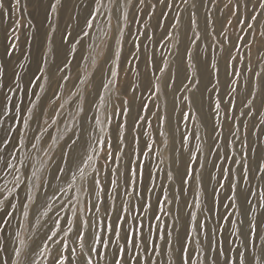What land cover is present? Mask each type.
Instances as JSON below:
<instances>
[{
    "label": "rangeland",
    "instance_id": "1",
    "mask_svg": "<svg viewBox=\"0 0 264 264\" xmlns=\"http://www.w3.org/2000/svg\"><path fill=\"white\" fill-rule=\"evenodd\" d=\"M12 2L4 0L8 15H0V105L12 88L15 110L0 115V125L13 129L8 149L16 147L14 155L24 166L16 164L21 183L14 195L20 203L12 200L17 203L13 218L6 226L0 224V247L7 249L0 255H9L15 246L22 249V261L53 264L57 250L66 244L75 249L67 253L71 264H78L83 253L76 236L83 231L84 252L94 233L109 251L89 254L99 264H111L117 243L126 247L125 231L140 222L144 238L151 232L164 239H155L158 255H153L152 246H142L137 236L139 264H180L181 245L188 236L191 264H207L216 255L209 254V244L218 241L227 256L230 248L244 245L234 236L241 221L245 232L249 220L257 224L260 247L264 208L256 197H250L252 205L244 200L249 189H264V176L257 171L264 155V12L253 7L258 0H144L143 5L119 0L127 20L118 24L116 13L109 28L102 9L91 29L86 22L94 14V0H61L55 14L46 10L50 0L42 6L22 0L27 7L19 12L11 9ZM254 12L260 14L256 21L250 19ZM17 20L18 42L11 31ZM10 40L17 49L8 56ZM44 58L50 72L42 67ZM14 70L20 74L18 87ZM116 71L118 77L110 75ZM34 74L42 78L36 80ZM250 93L255 95L251 112L245 107ZM68 122L71 126L65 127ZM77 137L82 139L73 144ZM130 168L137 172L134 185L129 184ZM93 177L99 180L95 191ZM13 183L12 175L0 177V188L11 189ZM249 207L254 211L245 216ZM120 217L123 228L117 242L98 223L110 221L116 229ZM0 218H6L3 212ZM202 224L207 240L200 232ZM57 226L54 243L48 237ZM169 241L172 248L166 250ZM125 259H133L131 246Z\"/></svg>",
    "mask_w": 264,
    "mask_h": 264
},
{
    "label": "snow or ice",
    "instance_id": "2",
    "mask_svg": "<svg viewBox=\"0 0 264 264\" xmlns=\"http://www.w3.org/2000/svg\"><path fill=\"white\" fill-rule=\"evenodd\" d=\"M182 2L187 3V0H182ZM250 3L251 0H248ZM35 3L38 6L43 5V0H35ZM95 3V8L93 9L94 14L90 16L89 21L86 22V27L88 29H91L93 27V21L96 20L97 16L101 14V10H105V15L107 16L108 19V27H111V21L113 18V15L116 13H119L116 15V20L117 23L123 19L124 21L127 20V13L121 11L120 9V3L119 0H108V5L106 6L104 3V0H94ZM139 3L141 5L144 4V0H139ZM160 3H164V0H160ZM61 5V0H50L48 8L46 9L50 14H55L58 11V6ZM166 7H169V5H165ZM259 7L262 12H264V0H258V4L254 5L253 7ZM11 9L14 12H19L21 11L22 8L27 7L26 4L22 5V0H13V2L10 5ZM245 7H247V3L245 4ZM237 11H239V6H237ZM0 15L7 16L8 15V10L5 9L4 6V0H0ZM194 16L195 13H192ZM259 13H253L250 16V19L252 21H256ZM51 16H49V19ZM15 27L11 29L13 35H12V40L18 42L20 37L17 34L18 30L21 27V24L19 23V20L15 21ZM176 23H179V17L176 18ZM192 23H195V21H192ZM249 27H252V25H249ZM52 31H55L53 28ZM89 33L84 32V35L87 36ZM261 36H264V31L260 33ZM199 37H197L198 39ZM240 38L238 37V40ZM65 42H67V38H65ZM134 47L139 49L138 44H134ZM9 49L6 54L8 56H11L12 53L17 49V44L12 43V41H9ZM116 58L118 59V53L116 54ZM188 58L191 59V54H188ZM42 67L46 71H51L50 69L47 68V58H44L42 60ZM214 67V66H212ZM118 68V64H117ZM2 66H0V71H2ZM163 70V69H162ZM41 71V68L37 69V72L39 73ZM218 71V70H217ZM54 75V74H53ZM111 76L118 77L119 72H110ZM235 75V72L233 73ZM257 76H259V73H257ZM34 79L40 80L42 78L41 75H36L34 74ZM65 79V77H61V80ZM14 85L16 87L19 86L20 83V74L14 70ZM109 83H113V81H109ZM2 87V86H0ZM151 87V84H150ZM11 94H12V88H9L7 91V94L4 96L3 104L0 105V115H11L12 112L15 110V106L12 104L11 101ZM251 99L246 98L245 100V107L248 109L249 112L252 111L253 107V101L255 100V95L254 93H250ZM127 103V101H125ZM78 112H82L83 109L79 108L77 109ZM216 111L217 113L219 112V102L216 103ZM29 114L31 116V109H29ZM189 117H183L182 119H188ZM164 119H167L166 117ZM107 122V118L106 121ZM24 126L27 128L28 127V122L24 121ZM95 123L99 124L101 121L99 119H95ZM45 124H47V121H45ZM103 129H101L102 131ZM13 129L11 128H4L3 125H0V133H3V139L0 140V177L2 178H7L8 175H12L14 177V183H13V188H8L7 186H4L0 188V195L3 193H7L6 196H4L3 199H0V212L4 213V217L6 218H0V224H4L5 226L10 222V220L13 218V214L15 213L17 209V203H20L18 195H14L15 192H17V186L20 185L21 183V178L17 174L18 170L16 169V164L19 163L22 167L24 166V162L20 161L17 159V157L14 155V153L17 151L16 147L13 146L10 150L8 149V145L11 144V139L9 137V133H11ZM187 138V135L185 134L184 139ZM82 139V137H77V140H73L72 143L76 144L78 140ZM183 142V139H182ZM98 143L103 146L102 141H98ZM33 148H38L37 144H32ZM109 155L106 156V159L110 158L111 154V146L109 145ZM87 151V149H86ZM91 151L95 152V148H91ZM5 153H7V158L5 156ZM30 158V157H29ZM247 159V156L245 155L244 157ZM13 160L16 161V163H13ZM92 157L88 156L87 161H91ZM83 161V158H82ZM87 161H83V163L86 165ZM189 163H193V158L189 154ZM59 171H63V169H60ZM77 171H80L81 177L84 178V173L81 169L80 166H78ZM257 171L264 176V155L260 156V159L257 163ZM247 173H248V168L245 165L244 166V175L245 179L247 178ZM34 175V174H33ZM187 176H191L192 172L189 170L186 173ZM136 177H137V172L135 168H130L129 169V184L134 185L136 183ZM75 178V177H73ZM25 179H27V176L25 175ZM114 183V182H113ZM99 185V180L93 177L92 180V187L93 191H95V187ZM26 186V185H25ZM33 187H35V183L33 184ZM233 188V196L232 200L235 201V185H232ZM250 197H256V200L259 202L260 207L264 208V189H259L258 191H252L249 189L248 192L244 193V200L245 203L252 205V200ZM15 199L17 203H13L12 200ZM167 197H165V200ZM47 205V201L45 202V206ZM150 206V205H149ZM98 210V209H97ZM162 210V209H161ZM126 211V210H124ZM254 211V207H249L245 212L244 215L247 216L249 213ZM155 219L159 220V216H155ZM192 220H195V217H192ZM227 222V221H225ZM87 221H83L82 224L84 226L87 225ZM99 230L101 232L107 233L109 235H112L116 238L117 242L120 239V229L123 228V218L120 217L118 218L117 221V228L113 229V226L110 221L104 222L100 221L98 223ZM244 228V222L241 221L239 224L236 225L235 230H234V236L237 239H242L244 242L243 247L241 248L240 246H237L236 248H230L228 250V255H224V249L222 245V241H218L217 244H209V254L211 253H216V255L211 256V258L207 261V264H221L220 257H223V264H264V238L261 240V245L259 248H257V224L253 220H249L248 222V230L245 232L243 230ZM143 229H144V224L142 222L137 223L134 227L128 229L125 231V245L126 247H120L119 243H117V249L115 252H112L111 255L113 256V261L111 264H139V253L135 251L137 245L135 243V239L137 236L141 237V245H149L152 246V254L153 255H158L157 250L154 246V241L155 239H160L163 240L164 237L162 234L157 235V237H153L151 232L149 233V236L147 238H144L143 236ZM60 229L57 226V230L55 232H52L51 235L48 237V239H51L55 243V238L57 237ZM191 231L195 232V224L193 223L191 225ZM200 232L204 233V239L207 240V231L204 229L203 224L200 226ZM213 235H215V232H213ZM4 239L3 235V229H0V240ZM76 241L80 244L81 246V251L83 255L81 258L78 260V264H99V261H96L92 255L89 253L95 252L97 256H99L100 251L103 249L106 253L109 251L108 245L104 242V240L96 236L94 233L91 235V244L88 246V252H84V233L83 231L79 232L76 236ZM192 240L191 237L188 236L185 240V242L181 245V252H180V264H191V258L188 255V245L191 244ZM22 243V242H21ZM197 243H199L197 241ZM127 246H131L133 249V259H125V253L127 251ZM45 249H47V245H43ZM172 248V243L169 241L166 244V250H170ZM7 249L4 247H0V253L6 252ZM32 251H36V249H32ZM71 251L73 254L75 253V249L69 250L68 246L66 244H62L61 248L57 250L56 255L53 259V264H71V259L67 253ZM147 251V247H145V252ZM199 255V252L196 253ZM22 256V249L13 246L12 251L9 255L3 256L0 255V264H38V261L35 260H21ZM74 259V256L72 257ZM143 264H149V261L143 260ZM151 264H157L156 261H151ZM168 264H171V261L168 262Z\"/></svg>",
    "mask_w": 264,
    "mask_h": 264
},
{
    "label": "bare ground",
    "instance_id": "3",
    "mask_svg": "<svg viewBox=\"0 0 264 264\" xmlns=\"http://www.w3.org/2000/svg\"><path fill=\"white\" fill-rule=\"evenodd\" d=\"M71 126V123L70 122H68V123H66V126L65 127H70ZM80 154H78V156H79Z\"/></svg>",
    "mask_w": 264,
    "mask_h": 264
}]
</instances>
